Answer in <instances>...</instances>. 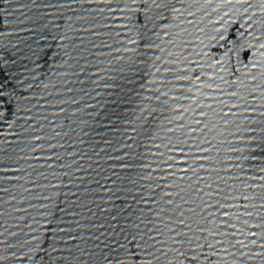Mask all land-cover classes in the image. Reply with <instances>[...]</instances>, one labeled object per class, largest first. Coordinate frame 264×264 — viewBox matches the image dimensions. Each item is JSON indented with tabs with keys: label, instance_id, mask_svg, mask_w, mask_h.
Listing matches in <instances>:
<instances>
[{
	"label": "water",
	"instance_id": "obj_1",
	"mask_svg": "<svg viewBox=\"0 0 264 264\" xmlns=\"http://www.w3.org/2000/svg\"><path fill=\"white\" fill-rule=\"evenodd\" d=\"M0 264H264V0H0Z\"/></svg>",
	"mask_w": 264,
	"mask_h": 264
}]
</instances>
